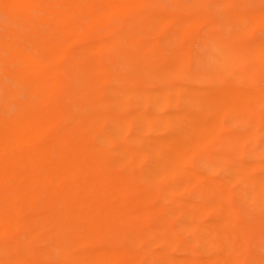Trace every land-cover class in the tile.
Here are the masks:
<instances>
[{
    "label": "bare ground",
    "instance_id": "bare-ground-1",
    "mask_svg": "<svg viewBox=\"0 0 264 264\" xmlns=\"http://www.w3.org/2000/svg\"><path fill=\"white\" fill-rule=\"evenodd\" d=\"M1 1L23 22L0 30V264H264L247 22L185 52L150 47L131 0Z\"/></svg>",
    "mask_w": 264,
    "mask_h": 264
},
{
    "label": "rangeland",
    "instance_id": "rangeland-1",
    "mask_svg": "<svg viewBox=\"0 0 264 264\" xmlns=\"http://www.w3.org/2000/svg\"><path fill=\"white\" fill-rule=\"evenodd\" d=\"M227 1L228 5L224 6ZM130 6L135 17L142 16L151 22L144 29L145 37L152 40L150 47L161 49L171 37L181 51H199L202 41L190 34L204 35L211 22H232L238 16L247 22L237 34L243 43L264 41V0H131ZM17 22H23L21 8L0 0V30L1 24L17 27ZM248 22L252 24L248 26ZM231 116L226 113V118ZM193 160L188 157L186 164L191 165Z\"/></svg>",
    "mask_w": 264,
    "mask_h": 264
}]
</instances>
